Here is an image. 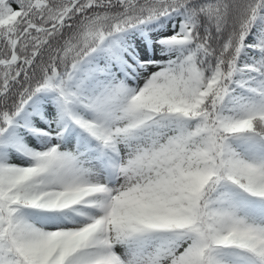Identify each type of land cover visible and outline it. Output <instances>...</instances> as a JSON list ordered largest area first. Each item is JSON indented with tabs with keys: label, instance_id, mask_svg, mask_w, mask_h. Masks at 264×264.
<instances>
[{
	"label": "snow or ice",
	"instance_id": "1",
	"mask_svg": "<svg viewBox=\"0 0 264 264\" xmlns=\"http://www.w3.org/2000/svg\"><path fill=\"white\" fill-rule=\"evenodd\" d=\"M0 264H264V0H0Z\"/></svg>",
	"mask_w": 264,
	"mask_h": 264
}]
</instances>
